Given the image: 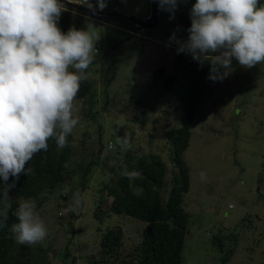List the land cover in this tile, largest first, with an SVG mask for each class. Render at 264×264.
I'll return each mask as SVG.
<instances>
[{
    "label": "rangeland",
    "instance_id": "1",
    "mask_svg": "<svg viewBox=\"0 0 264 264\" xmlns=\"http://www.w3.org/2000/svg\"><path fill=\"white\" fill-rule=\"evenodd\" d=\"M90 2L99 12L140 19L148 18L152 8V0H105L103 10L97 0ZM194 4L190 0L179 3L174 19L160 9L155 30L138 29L118 16L90 17L101 31L96 43L98 55L87 70V79L95 81L97 95L94 103L74 101L80 123L74 130L71 147L75 157L66 174L68 183L54 194L40 195L46 197L38 211L48 227V236L38 244L27 245L24 255L18 244L25 260L18 264H98L101 237L115 225L123 228L127 249L138 245L144 223L112 216L101 224L93 213L101 189L110 179L104 166L120 150L107 146L115 139L113 127L125 126L139 137L142 153L158 151L170 163L164 133L183 123L182 110L175 111L170 103L188 93L183 73L175 69L179 45L170 37L175 33L177 40H187L189 33L182 32L178 16L184 9L190 12ZM82 13H74L77 29L85 26L83 17L88 14ZM159 67L177 75L171 90L152 81ZM232 67L227 78L210 82L192 123L190 146L184 157L191 168V187L184 204L190 218L182 264H221L223 254L213 240L233 235L237 240H225L227 249L235 251L229 264H264V63L244 68L233 60ZM122 114L126 120L118 125ZM93 164L83 189V170ZM74 191L83 195L82 206L62 214Z\"/></svg>",
    "mask_w": 264,
    "mask_h": 264
},
{
    "label": "clouds",
    "instance_id": "2",
    "mask_svg": "<svg viewBox=\"0 0 264 264\" xmlns=\"http://www.w3.org/2000/svg\"><path fill=\"white\" fill-rule=\"evenodd\" d=\"M181 2L187 0H158L160 9L171 13L170 19ZM97 3L100 10L107 6L105 0ZM82 4L95 12L90 0ZM68 8L60 0H0V226H6L12 212L18 222L10 231L21 245L44 241L48 227L35 198L19 196L12 211L9 192L21 174H34L28 165L35 154L48 150L49 140L60 149L67 146V138L80 123L74 101L98 55L101 31L89 18L80 29L73 26L63 32L58 26ZM190 18L187 40H177L173 33L170 41L178 43V54L187 53L199 65H210L207 79L227 78L233 60L244 68L264 63L261 0H196ZM125 120L122 114L117 124ZM117 146L121 150L131 147L128 133L115 137L107 148ZM120 175L131 181L141 173L123 165ZM10 178H14L12 183H8ZM132 191L137 196L143 193L139 187ZM83 200L81 192H72L62 214L76 211Z\"/></svg>",
    "mask_w": 264,
    "mask_h": 264
},
{
    "label": "trees",
    "instance_id": "3",
    "mask_svg": "<svg viewBox=\"0 0 264 264\" xmlns=\"http://www.w3.org/2000/svg\"><path fill=\"white\" fill-rule=\"evenodd\" d=\"M196 2V0H190ZM264 3V0H261ZM75 10L68 8L62 12L58 26L63 32L75 26ZM86 13V12H85ZM88 14V13H87ZM88 18L92 15L88 14ZM179 23L183 33H188L191 27L190 12L184 9L179 13ZM136 27V26H135ZM138 29H145L136 27ZM178 54V53H177ZM175 69L183 73L188 93L186 96L170 103V108L182 110L183 123L179 128L166 130L165 139L169 144L170 163L164 161L161 154L151 151L142 153V145L137 134L125 126L115 128V136L123 137L128 133L131 149L118 150V156L106 163V177L110 178L108 184L101 189L102 195L97 199L93 213L101 224L112 216L131 218L144 223L141 240L138 245L127 249L124 244V231L120 225L107 228L100 240V261L98 264H182L185 241L188 232L190 214L185 209V196L191 187V168L185 160V152L190 146L192 123L196 119L197 111L202 106L211 80L207 79L210 66L199 65L191 56L183 57L181 53L175 60ZM105 76V88L109 81ZM177 80V75H170L165 67H159L152 74V81L161 83L163 89L171 90ZM97 92L95 81L86 79L82 82L76 100H83L86 104L94 103ZM94 118V116L89 115ZM149 141L154 143L153 137ZM67 146L60 149L54 140H49L48 150L35 154L29 163L34 168V174L27 176L21 174L15 188L11 189L9 196L13 200V210L17 207L16 199L20 197L35 198L38 209L41 208L46 197L43 193L54 194L61 186L67 184L66 174L70 163L75 157L71 147L74 132L68 138ZM119 147V146H118ZM100 149L99 151H101ZM123 165L129 170L135 169L141 173L138 179L129 180L120 175ZM94 164L84 168L81 186L87 187ZM93 167V168H92ZM10 178L8 183H12ZM3 185L0 179V186ZM139 187L143 193L133 195L132 188ZM248 220V219H245ZM243 220V221H245ZM242 221V224L244 223ZM16 218L9 212L6 226H0V264L24 263L22 255L28 251L27 245L18 247L14 234L10 231ZM237 240L236 235L231 237L215 238L213 244L223 255L221 264H229L235 251L227 249L225 240Z\"/></svg>",
    "mask_w": 264,
    "mask_h": 264
},
{
    "label": "water",
    "instance_id": "4",
    "mask_svg": "<svg viewBox=\"0 0 264 264\" xmlns=\"http://www.w3.org/2000/svg\"><path fill=\"white\" fill-rule=\"evenodd\" d=\"M60 2L69 8H72V9H75L78 11H84L90 15L99 16V15L108 14V13L99 12L97 10H95V12H93L91 9H89L83 5H80L78 3H73V2L68 1V0H60ZM159 13H160V7L158 4V0H152V8H151L150 18L140 19V18L132 16V15H130V16L129 15H123V14H120L118 12L111 13L112 15H110V13H109L108 15L121 17V18L128 20L131 23H133L136 27H142V28H145L147 30H155L156 28H158L159 22H160Z\"/></svg>",
    "mask_w": 264,
    "mask_h": 264
},
{
    "label": "built area",
    "instance_id": "5",
    "mask_svg": "<svg viewBox=\"0 0 264 264\" xmlns=\"http://www.w3.org/2000/svg\"><path fill=\"white\" fill-rule=\"evenodd\" d=\"M83 3V0L80 2V4H82ZM82 5H84V4H82ZM75 14H77V15H82V14H84V13H82V12H74ZM84 16V15H83ZM88 18V16L86 15V16H84L83 18L85 19V18Z\"/></svg>",
    "mask_w": 264,
    "mask_h": 264
}]
</instances>
